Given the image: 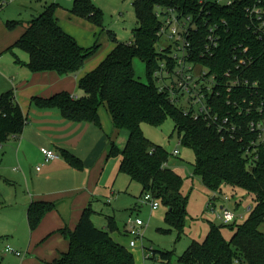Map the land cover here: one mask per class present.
Returning <instances> with one entry per match:
<instances>
[{
    "label": "trees",
    "instance_id": "1",
    "mask_svg": "<svg viewBox=\"0 0 264 264\" xmlns=\"http://www.w3.org/2000/svg\"><path fill=\"white\" fill-rule=\"evenodd\" d=\"M200 1L134 0L139 25L133 31V41L119 43L113 39V51L96 70L80 78L79 89L84 96L76 100L63 92L50 99L35 98L33 103L40 109L60 111L70 122L90 123L98 128L102 127L99 111L105 106L115 134L126 131L129 135L123 151L117 147L115 137L110 139L107 160L121 157L120 174L128 176L131 184H140L143 195L151 194L166 207L168 224L181 235L189 212L188 198L183 192L186 180L171 165L173 156L165 148L150 142L142 130L144 124L161 127L166 120H173L181 145L193 149L195 154L193 175L200 178L203 186L215 195L210 206L219 200L218 195H223L226 187L242 190L253 197L254 202L251 214L242 223L220 227L211 225L205 241L193 242L179 259V264H264V145L252 147L251 144L257 143L259 136L249 130L252 121L264 120V110L260 113V109H264V29L261 23L264 14L262 21H258L255 17L249 18L246 12L253 7L264 12V0H238L230 8L213 4L204 6V12H210V25H220L222 20L228 24L227 32L225 29L221 31L222 40L215 56L202 63L223 84L224 89L215 101L221 116L229 112L235 114L240 128V134L235 139L223 138L204 119L195 120L192 115L186 116L167 95L158 92L152 78L160 57L155 48L160 25L155 14L156 7H177L185 14L197 17L202 8L198 5ZM59 8V5L53 4L33 17L32 21L6 24L9 29L17 26L25 29L7 52L17 49L27 53L29 62L23 66L32 73L79 75L86 63L97 54L98 44L89 49L82 48L74 37L63 31L57 19ZM71 13L97 26L103 24L102 11L91 0H74ZM200 28L195 36L196 52L203 48L208 33L207 26ZM239 45L248 50L242 54L247 62L242 70L235 71L234 49ZM135 58L147 65L146 84L136 78L133 68ZM17 64L22 65L19 60ZM230 70L251 84L240 89L236 96L234 92L228 94L225 87L228 82L225 74ZM254 85L257 87L254 88ZM239 100L253 102V111L247 114L248 105ZM236 101L242 105L243 113L230 106ZM27 125V117L14 91L0 95V145L23 135ZM250 146L251 153L247 155ZM252 148H256L255 153ZM63 156L75 168H82L72 155L65 153ZM54 210L56 205L53 203L34 202L27 215L30 230L38 229L44 217ZM94 214L89 205L74 232L68 229L60 231L69 241V249L50 264H136L132 252L112 237L118 231L115 219L108 217L107 227L98 229L92 220ZM224 228L234 231L230 241L223 236ZM158 255L164 262H171L174 257L171 252L153 251L152 259L155 260ZM0 264H3L2 259Z\"/></svg>",
    "mask_w": 264,
    "mask_h": 264
},
{
    "label": "rangeland",
    "instance_id": "2",
    "mask_svg": "<svg viewBox=\"0 0 264 264\" xmlns=\"http://www.w3.org/2000/svg\"><path fill=\"white\" fill-rule=\"evenodd\" d=\"M91 2L102 11L103 24L101 26L74 16L71 13L74 0H17L0 12V21L5 25L4 31L6 30L10 35L18 36L19 39L22 36L21 27L17 26L9 29L6 26L8 22L31 21L32 17L39 16L46 7L53 4L59 5L57 19L60 21L59 24L63 31L68 32L69 34H67L74 37V39H78L85 49L92 48L96 44L99 45L96 56L92 57L87 65V68L92 67V70H96L115 48L113 39H117L119 43L133 41V31L139 24L133 5L134 0H91ZM7 39H4L0 33V43ZM164 42H162V45H164ZM157 49L160 50L161 48L158 47ZM8 53L9 57L16 55L19 58L21 56L29 58L27 53L17 49ZM133 68L137 80L146 84L148 82L147 65L139 58H135ZM103 109H105V106L101 109V112L107 116ZM101 126L103 127L102 120ZM142 130L150 142L165 148L170 155H173L175 150L179 151V156L172 157L171 163L172 166H177V172L186 180L183 192L188 198L189 212L183 233L179 235L178 230L168 224V209L166 207L160 204L157 211H152L150 204L145 200L142 186L138 183H132L130 186V178L120 174L121 157L112 158L104 168L97 201H95L93 207L96 213L92 216V220L98 229H105L107 218L113 217L117 223L118 232L123 233L125 225L130 220H141L145 224L142 230L144 235L143 239L136 241V247H130L132 239L126 234L118 236L117 233V237L121 238L114 237L115 241L117 240L118 243L126 246L132 252L136 264H179V259L193 242L203 243L205 241L211 225L217 227L222 225L212 209L218 210L225 204L237 216H244L243 218L246 220L251 214L248 213L249 207L254 206L253 197L251 198L242 190L226 187L223 195H218L219 200L213 203L214 207H211L210 210V201L215 198V195L203 186L200 178L193 175V166L196 161L195 154L193 149L179 144L174 121L168 119L161 127L144 124ZM127 139L128 134L126 131L118 134L116 145L120 151L126 148ZM15 193L16 188L10 192L5 204L1 201L2 192L0 190V259H3L4 264H21L23 258V260L30 258L25 249L29 241L27 227H25V224L21 227L22 220L18 219L19 217L11 218L8 216L11 213L15 215L20 212L14 207L13 198ZM226 199L229 201H226ZM109 201L111 205H109ZM238 203L239 205H237ZM244 220H239L238 223H242ZM262 229H264V226ZM13 232L16 235H13ZM222 233L227 241H230L234 235V231L229 228H224ZM8 245L21 253L23 258L16 257V255L9 252L6 254L5 249ZM153 251L171 252L174 257H172L171 262L162 261L159 255L153 260Z\"/></svg>",
    "mask_w": 264,
    "mask_h": 264
},
{
    "label": "crops",
    "instance_id": "3",
    "mask_svg": "<svg viewBox=\"0 0 264 264\" xmlns=\"http://www.w3.org/2000/svg\"><path fill=\"white\" fill-rule=\"evenodd\" d=\"M27 22L29 21L23 23ZM0 29L3 38H8L0 43V95L14 91L16 100L28 121L23 135L13 137L7 143L0 145L1 201L6 204V198L16 188L13 198L14 207L20 212L8 216L19 217L18 219L22 220L21 227L24 224L27 227L29 241L25 249L30 258L23 260L21 256L23 258L21 264H50L69 249V241L60 234V231L68 229L74 232L89 205L94 210L101 176L109 162L107 153L110 139L117 138L118 134H115L106 107L103 110L108 117L102 114V107L99 114L102 115L103 127L98 128L90 123L70 122L60 111L40 109L33 103L35 98L50 99L63 92L78 99L82 98L84 93L79 89V80L93 71L92 67L87 68L89 62L79 75L60 76L55 72L32 73L23 66L29 62V58L8 56L9 47L14 46L21 37L18 39V36L4 31L5 25L2 21H0ZM24 31L25 29L21 27V35ZM76 41L84 48L78 39ZM17 60L22 65H18ZM43 149L55 151L60 155V159L46 163L42 154ZM65 153L76 158L82 168L77 169L68 163L63 156ZM173 167L177 171V166ZM38 168L40 171H37ZM34 202L53 203L56 205V210L47 214L38 229L32 232L27 215ZM109 203L111 205V202ZM126 225L124 233L118 230L112 237H117V233L118 236L127 235ZM13 235L16 234L13 232Z\"/></svg>",
    "mask_w": 264,
    "mask_h": 264
},
{
    "label": "built area",
    "instance_id": "4",
    "mask_svg": "<svg viewBox=\"0 0 264 264\" xmlns=\"http://www.w3.org/2000/svg\"><path fill=\"white\" fill-rule=\"evenodd\" d=\"M16 0H3L0 2V10L14 3ZM238 0H201L198 5H202L197 17L193 14H185L177 7H156L155 14L159 21V31L157 33L158 43L155 45L158 50L159 59L157 68L152 74L153 81L159 93L167 95L171 102L178 108L182 109L186 116L192 115L195 120L204 119L210 126H213L218 132L223 135L222 137H229L235 139L239 132V125L236 122L235 114L229 112L228 115L219 113L217 101L222 93L224 87L219 82L215 75H212L209 68H207L202 61L211 59L215 56L217 50L220 48L222 40L221 31L228 28L226 21L222 20L219 23L210 25L208 23V16L210 12H204V6L213 4L221 7H233ZM249 18L255 17L258 21H262L264 12L257 8H249L246 11ZM262 28L264 29V21ZM207 26V36L205 44L200 52H196L195 39L200 27ZM164 45H162V42ZM162 46V47H161ZM243 46L239 45L234 49V60L236 62V70L240 71L246 66L247 58L242 57L248 50L242 49ZM234 70L226 72L225 78L228 80L225 87H227L228 94H236L240 89L250 87L248 80H242ZM257 87L256 85L253 86ZM78 100L77 97H73ZM212 99H214L212 101ZM212 101V103H211ZM240 101V100H239ZM240 102L248 105L247 114L253 111L255 104L253 102L247 103L246 100ZM236 101L230 104L233 109H237L238 113L241 111V104ZM264 109H260L263 113ZM236 119V120H235ZM249 130L256 134L258 141L251 144L255 147L259 144L264 145V120L259 122L252 121L249 124ZM179 144L180 141H179ZM251 146L247 150V155L251 153ZM255 153L256 148H252ZM45 162L50 163L60 159V155L55 151L43 149ZM173 157L179 156V151L173 152ZM40 171V168L37 169ZM145 200L150 204L152 211H157L160 208V203L153 198L150 194L144 195ZM226 201H229L226 199ZM225 201V202H226ZM110 202V201H109ZM216 202V201H215ZM214 202V203H215ZM214 207L213 204L209 206ZM251 207L248 213L251 212ZM213 213L221 221L222 225L228 226L237 223L239 220H244V216H237L225 204L216 210L212 209ZM126 225L127 235L131 237L130 247L137 246L136 241L143 239V228L145 224L137 219L130 220ZM7 253L21 257L22 254L14 251L12 248L7 247Z\"/></svg>",
    "mask_w": 264,
    "mask_h": 264
}]
</instances>
